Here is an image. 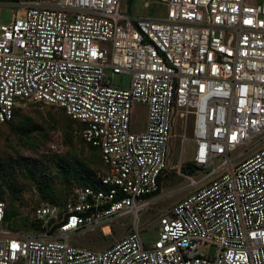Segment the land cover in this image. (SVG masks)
Instances as JSON below:
<instances>
[{"label":"built area","instance_id":"2783aa9c","mask_svg":"<svg viewBox=\"0 0 264 264\" xmlns=\"http://www.w3.org/2000/svg\"><path fill=\"white\" fill-rule=\"evenodd\" d=\"M121 1L31 0L0 19V124L23 104L58 107L104 166L96 184L36 209L39 233L9 227L0 199V264H264V0H164L159 18ZM139 104L146 128L133 131ZM179 118L203 176L184 175L197 190L159 216L148 244L137 221L161 194ZM124 216L131 231L106 249L71 242L109 236Z\"/></svg>","mask_w":264,"mask_h":264},{"label":"rangeland","instance_id":"374dc122","mask_svg":"<svg viewBox=\"0 0 264 264\" xmlns=\"http://www.w3.org/2000/svg\"><path fill=\"white\" fill-rule=\"evenodd\" d=\"M31 0H0V19L9 22L11 14L22 13ZM164 0H122L123 12L133 16L159 18L165 15ZM111 83L128 88L130 78L124 73L107 70ZM147 107L139 104L132 117L133 131L145 130ZM194 143L185 119L175 124L170 171L163 182L157 202L140 212L137 224L145 227L143 238L151 244L157 239L159 216L184 197L197 190L189 187L184 175L200 179L203 174L190 172ZM234 155V153L232 154ZM179 167L181 173H179ZM104 170L100 153L82 138V126L55 106L41 107L28 103L17 111L15 119L0 124V199L6 203L8 226L24 233L42 231L35 218L43 203L61 204L77 188L96 184ZM205 185L201 184L199 187ZM133 216L112 223L113 233L105 236L100 229L73 234L71 242L94 250H103L126 236L133 226ZM213 256L215 246H203Z\"/></svg>","mask_w":264,"mask_h":264},{"label":"trees","instance_id":"16d2710c","mask_svg":"<svg viewBox=\"0 0 264 264\" xmlns=\"http://www.w3.org/2000/svg\"><path fill=\"white\" fill-rule=\"evenodd\" d=\"M90 147H92V146H90ZM92 148L97 149L95 147H92ZM188 167L190 168V172L195 170L193 164L188 165Z\"/></svg>","mask_w":264,"mask_h":264},{"label":"snow or ice","instance_id":"6c2138e0","mask_svg":"<svg viewBox=\"0 0 264 264\" xmlns=\"http://www.w3.org/2000/svg\"><path fill=\"white\" fill-rule=\"evenodd\" d=\"M248 23H250V21H248ZM234 139H235V137H234ZM12 247H13V248H17L18 245H16L15 243H13V244H12Z\"/></svg>","mask_w":264,"mask_h":264},{"label":"bare ground","instance_id":"6f19581e","mask_svg":"<svg viewBox=\"0 0 264 264\" xmlns=\"http://www.w3.org/2000/svg\"><path fill=\"white\" fill-rule=\"evenodd\" d=\"M105 231L109 232V228H108V227H106V228H105Z\"/></svg>","mask_w":264,"mask_h":264}]
</instances>
